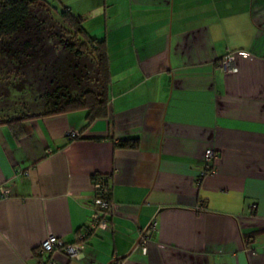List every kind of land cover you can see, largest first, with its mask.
Listing matches in <instances>:
<instances>
[{
    "label": "crops",
    "instance_id": "0c3cea01",
    "mask_svg": "<svg viewBox=\"0 0 264 264\" xmlns=\"http://www.w3.org/2000/svg\"><path fill=\"white\" fill-rule=\"evenodd\" d=\"M60 2L106 42L108 116L33 117L17 138L0 124V264H36L50 235L71 242L97 174L106 227L81 257L53 252L58 264H264V0Z\"/></svg>",
    "mask_w": 264,
    "mask_h": 264
},
{
    "label": "trees",
    "instance_id": "16d2710c",
    "mask_svg": "<svg viewBox=\"0 0 264 264\" xmlns=\"http://www.w3.org/2000/svg\"><path fill=\"white\" fill-rule=\"evenodd\" d=\"M38 10H53L62 25L52 38L73 56L88 58L95 68L97 90L85 89L78 96H71L67 87L62 93L48 95L46 110L38 115L20 114L16 117L1 119L12 130L15 137L24 133L23 122L29 118L42 115L57 114L76 110L86 111V125L96 119L108 116L110 90V64L107 46L104 39L90 36L83 27L81 16L74 15L63 6L60 0H0V55L6 56L15 72L28 66L29 59L35 60L40 54L35 51V43L30 38L22 39L31 32V22L35 19L33 12ZM40 27V26H39ZM37 31L39 32L40 30ZM34 35L35 32L32 31ZM35 37V35H34ZM36 38V37H35ZM1 56V57H2ZM74 58V57H73ZM75 70V67H72ZM71 80L77 87L82 81L75 74ZM57 92L54 90L53 93ZM139 145L137 137L118 141L119 148L136 149ZM101 177L94 175L93 180Z\"/></svg>",
    "mask_w": 264,
    "mask_h": 264
},
{
    "label": "rangeland",
    "instance_id": "374dc122",
    "mask_svg": "<svg viewBox=\"0 0 264 264\" xmlns=\"http://www.w3.org/2000/svg\"><path fill=\"white\" fill-rule=\"evenodd\" d=\"M33 15L31 32L22 39L30 38L31 46L33 40L40 57L29 59L26 68L15 72L8 57L0 55V120L42 113L48 95L62 93L64 87L71 96H78L87 88L97 90L93 63L88 58L73 56L51 37L62 25L54 11L35 9ZM72 74L81 79L80 87L72 82ZM54 90L57 92L53 93Z\"/></svg>",
    "mask_w": 264,
    "mask_h": 264
},
{
    "label": "built area",
    "instance_id": "2783aa9c",
    "mask_svg": "<svg viewBox=\"0 0 264 264\" xmlns=\"http://www.w3.org/2000/svg\"><path fill=\"white\" fill-rule=\"evenodd\" d=\"M219 68L227 72H235L237 70L235 64V57L232 52H228L218 63ZM71 137L74 135L72 131L68 132ZM216 158V154L213 150L207 149L205 151V161L210 162ZM209 169L203 170L201 176L208 174ZM94 183V205L95 210L93 211L91 218L86 226L80 231L74 234L71 242H65L61 238L50 235L44 239L36 249L38 260L36 264H58L54 261L50 255L55 251H62L69 257H81L86 249V244L90 236H92L97 230L104 229L106 227V218L110 209L109 193L110 188L106 176H101L93 181ZM10 193L9 189L1 191V195H7ZM155 229L154 224L150 223L140 233L136 248L141 249L143 253L146 252V244L150 239L151 232Z\"/></svg>",
    "mask_w": 264,
    "mask_h": 264
}]
</instances>
